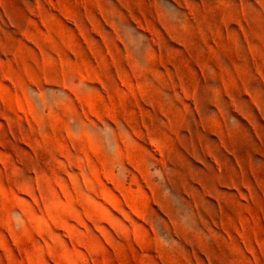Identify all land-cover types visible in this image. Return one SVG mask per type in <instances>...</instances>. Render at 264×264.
I'll use <instances>...</instances> for the list:
<instances>
[{
    "label": "rangeland",
    "instance_id": "1",
    "mask_svg": "<svg viewBox=\"0 0 264 264\" xmlns=\"http://www.w3.org/2000/svg\"><path fill=\"white\" fill-rule=\"evenodd\" d=\"M0 264H264V0H0Z\"/></svg>",
    "mask_w": 264,
    "mask_h": 264
}]
</instances>
